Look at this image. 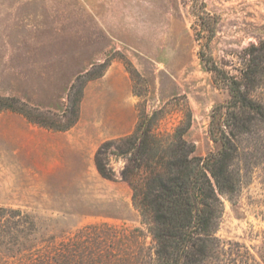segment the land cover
Returning a JSON list of instances; mask_svg holds the SVG:
<instances>
[{
  "label": "rangeland",
  "instance_id": "rangeland-1",
  "mask_svg": "<svg viewBox=\"0 0 264 264\" xmlns=\"http://www.w3.org/2000/svg\"><path fill=\"white\" fill-rule=\"evenodd\" d=\"M110 67L131 79L129 135L142 124L171 152L188 126L196 155L217 152L225 136L237 146L241 183L222 196L217 255L264 264V0H0V105L67 125ZM231 78L252 108L230 106ZM126 136L100 154L111 179L97 153L95 173L77 185L33 184L0 160V264L156 263L150 219L123 175L137 153L119 149Z\"/></svg>",
  "mask_w": 264,
  "mask_h": 264
},
{
  "label": "trees",
  "instance_id": "trees-1",
  "mask_svg": "<svg viewBox=\"0 0 264 264\" xmlns=\"http://www.w3.org/2000/svg\"><path fill=\"white\" fill-rule=\"evenodd\" d=\"M230 81V106L243 111L252 108V98L243 91L242 83L237 78ZM3 109L20 111L31 122L49 129L66 130L77 122L80 106L75 110V119L67 125L57 124L42 115L34 116L23 107L1 104L0 111ZM187 130L188 126L179 128L172 136L175 141L171 152L159 151L161 141L152 136L149 129L142 130V124L134 133L120 139L125 148L118 146L123 152L137 148L133 168L125 170L123 175L133 188L134 204L150 219V230L156 242L155 264H205L207 261L238 264L237 257L217 255L220 240L215 235L223 215L222 196L233 197L240 187V178L232 169L238 148L225 136L217 152L196 155L195 146L191 147L183 138ZM111 144L115 141L103 142L96 155L99 172L110 179L115 172L107 171L100 154Z\"/></svg>",
  "mask_w": 264,
  "mask_h": 264
},
{
  "label": "crops",
  "instance_id": "crops-1",
  "mask_svg": "<svg viewBox=\"0 0 264 264\" xmlns=\"http://www.w3.org/2000/svg\"><path fill=\"white\" fill-rule=\"evenodd\" d=\"M90 82L97 89H87L79 118L69 129H49L21 113H0V160L17 162L24 177L37 185L53 179L61 184L63 178L77 185L93 175L99 146L107 139L129 135L138 114L127 72L110 67L99 82Z\"/></svg>",
  "mask_w": 264,
  "mask_h": 264
}]
</instances>
